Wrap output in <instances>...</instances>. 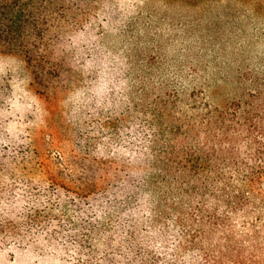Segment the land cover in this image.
Masks as SVG:
<instances>
[{
  "label": "trees",
  "instance_id": "trees-1",
  "mask_svg": "<svg viewBox=\"0 0 264 264\" xmlns=\"http://www.w3.org/2000/svg\"><path fill=\"white\" fill-rule=\"evenodd\" d=\"M126 1L0 0V49L23 57L34 83L49 89L62 69L56 48L68 37L72 81L86 61L101 66V9L114 27ZM142 1L198 14L226 6L228 19L264 26V0ZM189 18L181 26L191 37L201 19ZM140 19L136 12L125 33L133 35ZM166 63L142 51L128 68L110 60L109 73L120 75L113 86L136 73L131 105L117 120L122 151H86L85 182L68 188L75 212L68 221L43 216L63 201L58 181L27 186L14 172L26 159L0 151V230L8 245L44 240L86 264H264V70L240 73L236 93L220 99V87L199 78L202 64L165 75Z\"/></svg>",
  "mask_w": 264,
  "mask_h": 264
},
{
  "label": "rangeland",
  "instance_id": "rangeland-1",
  "mask_svg": "<svg viewBox=\"0 0 264 264\" xmlns=\"http://www.w3.org/2000/svg\"><path fill=\"white\" fill-rule=\"evenodd\" d=\"M103 8L97 23L103 28L97 31L101 66L86 61L72 81L68 76V37L56 48L54 61L62 69L49 89L34 83L23 57L0 49V151L26 159L17 163L14 172L25 176L27 186L37 187L50 177L58 181L63 201L51 202L43 216L63 222L75 215L68 211V188L85 182L81 168L91 163L85 161L86 151H122L118 142L124 134L118 132L121 124L117 120L131 105L128 101L133 98L136 73L123 86H113L120 75L109 73L111 59L128 68L126 63L139 51L145 55L159 53L167 61L165 75H174L180 65L186 66L187 73L189 61L202 64L199 78L203 76L210 86L220 87V99L236 93L233 81L240 73L264 70V26L248 19H228L226 6L198 14L169 9L162 3L127 0L122 3L125 16L114 27L105 23ZM136 12L141 19L135 33L128 35L126 26ZM198 15L201 21L189 37L181 23ZM138 37L143 39L140 44ZM180 81L190 88L198 83ZM124 118L131 120L129 115ZM3 178L0 173V181ZM5 217L0 213V220ZM4 235L0 230V264H86L66 248L52 247L44 240L27 246L8 245Z\"/></svg>",
  "mask_w": 264,
  "mask_h": 264
}]
</instances>
